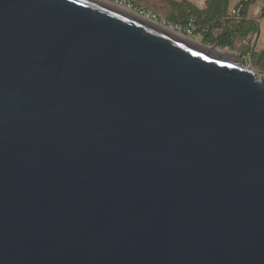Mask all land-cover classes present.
<instances>
[{
	"label": "water",
	"instance_id": "water-1",
	"mask_svg": "<svg viewBox=\"0 0 264 264\" xmlns=\"http://www.w3.org/2000/svg\"><path fill=\"white\" fill-rule=\"evenodd\" d=\"M0 264H264V77L107 0H0Z\"/></svg>",
	"mask_w": 264,
	"mask_h": 264
},
{
	"label": "rangeland",
	"instance_id": "rangeland-1",
	"mask_svg": "<svg viewBox=\"0 0 264 264\" xmlns=\"http://www.w3.org/2000/svg\"><path fill=\"white\" fill-rule=\"evenodd\" d=\"M136 4L143 6L146 10L156 14L159 19L165 20L169 15H176L181 8L186 7V2L193 6L203 9L205 8L206 0H172L173 4L166 0H134ZM239 0H230V5L227 10V20L225 24L230 27L239 26L241 16L237 6ZM262 8H264V0H256L246 11L245 19L240 25V32L232 38L233 45L231 48L242 55L246 64L250 65L258 77H264V60L258 61V51L264 49V16L260 17ZM232 9L235 12H232ZM170 26L171 22L166 21ZM257 26V27H256ZM249 28V32L244 30ZM219 29H213V33L217 34ZM193 38L202 39V32L192 35ZM205 43V42H204ZM210 44V43H206ZM211 45V44H210ZM226 48V47H225ZM228 49V47H227Z\"/></svg>",
	"mask_w": 264,
	"mask_h": 264
},
{
	"label": "trees",
	"instance_id": "trees-1",
	"mask_svg": "<svg viewBox=\"0 0 264 264\" xmlns=\"http://www.w3.org/2000/svg\"><path fill=\"white\" fill-rule=\"evenodd\" d=\"M173 4L172 0H166ZM256 0H239L237 6L239 15L241 16L239 24L245 19L247 8ZM186 7L181 8L176 15H169L166 21L173 24H178L184 27L190 15L195 17V28L192 35L202 32V41L213 44L218 42V45L223 48H231L233 45L232 38L240 32V25L230 27L225 24L227 20V10L230 5V0H206L205 8L199 9L192 4L186 2ZM264 16V8H262L260 17ZM257 27V26H256ZM213 29H219L217 34L213 33ZM249 28L245 32H249ZM258 61L264 60V49L258 51Z\"/></svg>",
	"mask_w": 264,
	"mask_h": 264
},
{
	"label": "built area",
	"instance_id": "built-area-1",
	"mask_svg": "<svg viewBox=\"0 0 264 264\" xmlns=\"http://www.w3.org/2000/svg\"><path fill=\"white\" fill-rule=\"evenodd\" d=\"M107 1L111 2L112 4L118 7L125 8L134 14L143 16L155 22H159L162 25L168 24L166 23L165 20L159 19V17L153 12H150L146 10L143 6L136 4L134 0H107ZM232 12H235V10L232 9ZM169 27L178 32L184 33L187 36H192L195 28V17L190 15L188 18V22L184 27H181L178 24H171Z\"/></svg>",
	"mask_w": 264,
	"mask_h": 264
}]
</instances>
